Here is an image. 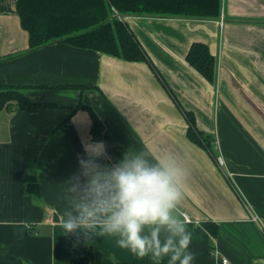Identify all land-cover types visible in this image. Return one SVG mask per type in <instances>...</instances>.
Returning <instances> with one entry per match:
<instances>
[{"label":"crops","instance_id":"0c3cea01","mask_svg":"<svg viewBox=\"0 0 264 264\" xmlns=\"http://www.w3.org/2000/svg\"><path fill=\"white\" fill-rule=\"evenodd\" d=\"M15 3L0 0V86L23 87L30 100L58 108L0 111V264H167L137 257L99 230L87 239L64 235V182L79 175L84 145L96 142L111 157L101 164L126 152L181 159L187 178L176 213L191 221L193 264H221L219 257L264 264V0H221L222 26L220 18H123L176 100L213 139L214 157L187 138L183 115L145 63L67 44L24 53L28 35ZM196 42L216 60L213 85L185 61ZM79 104L97 114L101 141ZM25 174L36 177L38 196L27 191ZM203 223L215 224L216 235Z\"/></svg>","mask_w":264,"mask_h":264},{"label":"clouds","instance_id":"9594fccd","mask_svg":"<svg viewBox=\"0 0 264 264\" xmlns=\"http://www.w3.org/2000/svg\"><path fill=\"white\" fill-rule=\"evenodd\" d=\"M84 152L79 175L64 182L69 201L60 220L64 235L83 233L87 239L99 230L137 257L193 264V234L176 213L187 178L181 159L126 152L115 164H101L111 159L103 142L86 143Z\"/></svg>","mask_w":264,"mask_h":264},{"label":"trees","instance_id":"16d2710c","mask_svg":"<svg viewBox=\"0 0 264 264\" xmlns=\"http://www.w3.org/2000/svg\"><path fill=\"white\" fill-rule=\"evenodd\" d=\"M15 8L20 26L28 35V48L24 53L52 44H67L74 48L104 53L127 62L145 63L169 92L175 106L183 115L187 123V138L214 157L213 139L197 128L193 113L185 110L176 100L123 18L133 16L217 20L220 18L221 0H16ZM185 61L206 82L211 85L215 83L216 60L207 45L192 43ZM22 88L0 86V111L9 108L15 111L58 108L52 103L30 100L22 93ZM77 89L84 90L90 87ZM77 109H83L88 113L92 138L94 141H101L102 125L97 114L84 104H79ZM24 182L30 194L39 195L35 176L25 174ZM201 227L211 236L217 233L215 224L203 223Z\"/></svg>","mask_w":264,"mask_h":264},{"label":"built area","instance_id":"2783aa9c","mask_svg":"<svg viewBox=\"0 0 264 264\" xmlns=\"http://www.w3.org/2000/svg\"><path fill=\"white\" fill-rule=\"evenodd\" d=\"M113 12H114L115 15H117L115 10H113ZM117 17L120 19L119 16H117ZM219 24H220V26H222V24H223L222 18H220ZM216 160H217L219 165H222L221 157H217ZM184 220L187 221V223L191 222V221L188 220L187 216H185V215H184ZM196 225H197V223H196ZM219 260H220L221 264H229V261L225 257H219Z\"/></svg>","mask_w":264,"mask_h":264}]
</instances>
